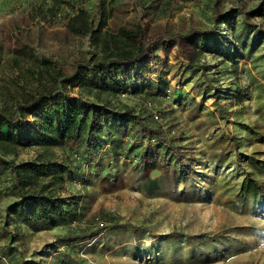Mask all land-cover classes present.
<instances>
[{
    "label": "trees",
    "instance_id": "trees-1",
    "mask_svg": "<svg viewBox=\"0 0 264 264\" xmlns=\"http://www.w3.org/2000/svg\"><path fill=\"white\" fill-rule=\"evenodd\" d=\"M136 1L141 9L163 19L179 13L184 3L192 0ZM213 3L209 27L184 33H149L146 25L137 21L108 28V20L117 11L113 0H97L94 12L83 0H43L31 4L28 7L30 20L59 17L65 41L88 40L93 49L91 56L74 62L70 71L51 58L38 56L29 44L17 41L6 47L0 34V69L3 65L9 66L14 73L11 82L15 88L1 93L0 181L3 175L8 178L2 181L6 183L0 187V193L14 196L6 211L17 232L22 227L35 230L57 227L62 231L56 243L45 249L59 255L58 263L89 264L78 255L77 249L88 244L93 249L97 245L100 251H110L126 246L133 238L137 246L129 248L137 259L143 252H157L161 241L170 243L166 245L169 246L166 258H174L178 249L185 247L189 264L193 261L195 247L206 249L209 243L217 244L224 237L202 239L173 231L146 248L139 241L145 234L152 237L147 229L138 230L130 223H122L111 211L101 210L83 220L82 195L75 192L74 187L71 191L66 188L77 182L86 189L96 183L115 182L126 174L147 196L155 195L165 186H176L179 177L187 174L189 160L175 136L160 123L166 113L164 104L174 100L193 105L188 114L196 118L201 115L202 106L193 95L211 94L216 99L213 111L203 113L208 116L210 128L224 119L234 105L238 106L233 112L237 119L248 95L237 82H231L230 87L224 89L220 80L238 77L243 68L252 87L251 93L257 98L254 111L258 122L248 128L250 140H264L261 97L264 56L255 55L256 49L264 44V28L251 20L253 15H262L264 9L256 7L249 11L243 4L223 10L216 1ZM171 49L188 59L178 64L175 56L177 71L184 68L175 78L177 83L183 84L192 75L187 81L191 94L169 84L164 70L148 78L153 68L158 69L161 55ZM207 56L218 64L207 65ZM74 85L78 87L76 94ZM123 94L138 97L141 109L137 112L119 101ZM222 100L233 101V104L223 105ZM235 124L239 123L235 121ZM242 139L236 135L224 136L221 131L217 139L221 150L210 151L209 159L219 163L225 159V153L232 150L234 158H229V162L238 166L243 157ZM27 149H33L35 156L16 161L20 151ZM244 159L247 171L231 198V207L236 209L250 199L261 202L264 198L263 184L256 176L264 175V162L256 158L255 151ZM60 247L63 249L59 250ZM20 257L10 256L9 260L12 264H26Z\"/></svg>",
    "mask_w": 264,
    "mask_h": 264
},
{
    "label": "rangeland",
    "instance_id": "rangeland-1",
    "mask_svg": "<svg viewBox=\"0 0 264 264\" xmlns=\"http://www.w3.org/2000/svg\"><path fill=\"white\" fill-rule=\"evenodd\" d=\"M43 0H0V34L6 47L18 42L26 43L35 49L38 56H45L57 61L64 69L71 70L72 64L80 59H88L93 52L87 39L72 38L65 41L61 19L39 18L29 19L28 7ZM48 1V0H47ZM84 5L94 12V4L97 0H83ZM214 1L218 8L223 10L231 7L243 6L252 11L260 7L263 11L264 0H192L183 5L182 10L167 18L157 19L154 13H148L136 5V0H113V18L109 19L108 28L119 24H131L142 22L148 28V32H170L184 33L189 29L209 27L214 9ZM123 10V12L121 11ZM252 22L264 28V11L261 15H253ZM255 53L256 56H264V44ZM255 50V51H256ZM175 56L178 64L187 62V58H181L175 50L171 49L161 55L160 65L151 68L148 78L155 77L164 70V77L169 84L190 93L187 81L189 74L185 76L183 84L177 83ZM206 63L210 67L217 65V61L210 56L206 57ZM240 64V62H239ZM238 64V65H239ZM174 65L175 67H169ZM264 66V61L262 64ZM218 67V66H217ZM214 70V68H213ZM215 71V70H214ZM14 73L9 66L3 65L0 69V100L1 93H9L14 90L11 79ZM193 79V78H192ZM256 79L260 81L256 75ZM237 82L245 90L248 100L242 104L241 115L235 119L233 114L238 106L229 108L228 115L220 119L218 124L210 128L206 111H213V102L216 100L211 94L203 97L193 98L202 107L199 109L201 115L192 118L189 109L194 108L188 103L166 102V113L160 123L164 128L175 136L177 144L182 145L186 158H188V170L185 176H180L176 186H165L155 195L147 196L138 189L128 174L115 180V182L96 183L92 187L83 188L80 183L75 182L66 186L68 191L74 187L75 192H80L83 199V220H88L98 211H111L120 217L122 223H130L138 230L147 229L150 236L144 235L140 244L147 245L158 238L172 233L173 231L196 235L204 239L206 236L220 237L222 240L211 245L207 240V248L195 247L193 261L189 264H264V198L259 202L256 199L248 200L240 208L231 207V198L236 194L243 175L247 171V162L244 156L255 151L259 161L264 162V140H250L251 126L256 124L255 114L256 95L251 93L249 78L245 69H240L238 77L220 80L221 86L226 89L231 82ZM75 88L77 93L78 87ZM264 101V93H261ZM119 101L125 102L137 112L141 109V101L138 97L123 94ZM172 103V104H171ZM223 105L233 104V101L222 100ZM205 108V110L203 109ZM172 109V110H171ZM197 109V108H195ZM235 121L239 124H235ZM264 125V123H263ZM223 132L224 136L236 135L242 137L240 140V164L234 166L231 162L232 150L225 153V159L221 162H213L209 159V152L221 150L217 139ZM216 134V135H215ZM264 134V133H263ZM35 156L33 149L20 151L16 161H25ZM229 158H231L229 160ZM263 184L264 175H256ZM0 187L5 186L8 176L1 177ZM264 197V196H263ZM14 201V196L0 193V264H12L10 256L20 255L21 261L26 264H60L59 255L55 251L46 250V247L56 243V237L61 234L57 227L35 230L31 227H22L19 232L13 228L12 217L6 211L7 206ZM8 226V227H7ZM20 233V234H18ZM126 238V235H125ZM133 238L126 246L120 245L110 251H100L99 246L91 248L88 244L80 250L78 255L89 264H188L186 260L187 249H178L174 258H166L168 253L166 245L170 243L158 242L156 257L154 250L143 252L140 258L132 255L129 246H137ZM172 245V244H171ZM60 247L59 250H62ZM147 250V249H145ZM166 253V254H165Z\"/></svg>",
    "mask_w": 264,
    "mask_h": 264
}]
</instances>
